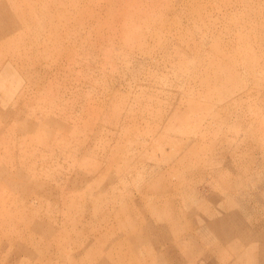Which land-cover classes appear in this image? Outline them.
Wrapping results in <instances>:
<instances>
[{
    "label": "rangeland",
    "instance_id": "rangeland-1",
    "mask_svg": "<svg viewBox=\"0 0 264 264\" xmlns=\"http://www.w3.org/2000/svg\"><path fill=\"white\" fill-rule=\"evenodd\" d=\"M0 264H264V0H0Z\"/></svg>",
    "mask_w": 264,
    "mask_h": 264
},
{
    "label": "bare ground",
    "instance_id": "bare-ground-1",
    "mask_svg": "<svg viewBox=\"0 0 264 264\" xmlns=\"http://www.w3.org/2000/svg\"><path fill=\"white\" fill-rule=\"evenodd\" d=\"M222 222H227V220H226V218L224 217V218H221V219H216L213 223H211V229L213 230V232H215V233H219V225L222 223ZM214 225L218 228V229H215V227H214ZM221 236H224V235H221ZM225 237V236H224ZM223 241H225L224 239H223Z\"/></svg>",
    "mask_w": 264,
    "mask_h": 264
}]
</instances>
